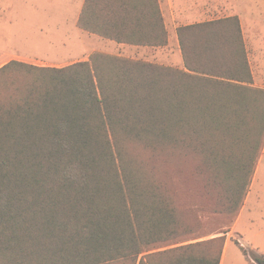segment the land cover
<instances>
[{"label":"trees","instance_id":"trees-1","mask_svg":"<svg viewBox=\"0 0 264 264\" xmlns=\"http://www.w3.org/2000/svg\"><path fill=\"white\" fill-rule=\"evenodd\" d=\"M149 3L86 0L79 26L165 44ZM178 35L185 69L101 51L0 67V264L221 263L231 224L202 233V217L234 224L244 205L264 148V89L239 16ZM184 194L203 201L187 207Z\"/></svg>","mask_w":264,"mask_h":264},{"label":"rangeland","instance_id":"rangeland-1","mask_svg":"<svg viewBox=\"0 0 264 264\" xmlns=\"http://www.w3.org/2000/svg\"><path fill=\"white\" fill-rule=\"evenodd\" d=\"M247 1L250 10L242 11L243 16L240 20L253 71L254 86L264 89V0ZM59 3H67V0H0V54L21 53L25 56L39 54L40 57L33 60L36 61L35 64L44 66H66L75 60L69 55L80 52L84 47L79 40L76 44L61 46L60 38L68 41L73 38V27L71 25L58 26L60 20L56 19V9ZM85 42L90 48L112 47L116 49L115 44L109 45L107 42L105 44L96 37H91ZM39 44L44 45V48L41 45L35 47ZM56 45H58L57 49ZM15 58H17L16 55L0 58V67ZM261 181L264 184V167ZM188 186L193 189L191 184ZM183 197L181 203L187 207L194 204V201H198L197 203L203 201L189 195L185 196V194ZM253 206H255L253 215L256 218L254 225L252 228L246 224L241 226L245 233L244 240L248 246L247 249L259 248L260 252H264V222L260 214L264 212V186L260 200L253 201ZM202 218L205 223L202 233L223 229L231 224L228 236L241 242L242 236L231 223L230 216L206 213ZM210 237L211 235L201 240ZM227 264H251L234 241H231L229 245Z\"/></svg>","mask_w":264,"mask_h":264},{"label":"crops","instance_id":"crops-1","mask_svg":"<svg viewBox=\"0 0 264 264\" xmlns=\"http://www.w3.org/2000/svg\"><path fill=\"white\" fill-rule=\"evenodd\" d=\"M85 1L86 0H67V3H62V4L59 3L56 9V19L60 20L58 22V26L71 25L73 27L72 28L73 38H71L69 41L65 38H60V41L62 43V44L60 43L61 46H65L66 44L67 45L76 44L77 40H79L84 47V49L82 48L80 52L69 55L71 58L75 59L71 63L80 60H86L93 52L101 51L109 54L129 57L133 59H140L160 65L185 69L186 68L185 61L178 35L179 27L189 24H195V23H201L205 21L225 18L229 16H235V15L239 16L240 18L243 16L242 11L250 10L249 9L250 6L247 5L248 2L247 0H158L164 25L168 34L167 43L157 44V45L131 44L127 42H118L81 28L79 26V19L85 5ZM142 1L146 2L147 5L150 4L149 3L150 0H142ZM148 7H150V5ZM91 37L92 38L96 37L99 40H102L104 43L107 42L109 45L115 44L116 49L112 47L90 48L89 45H86L85 41L89 40V38ZM40 45L41 44L35 45V47H39ZM41 46L44 48V45ZM57 48L58 45H56V49ZM247 54H248V50H247ZM7 55H16L17 58L15 59L23 60L34 64L36 63V61L33 59H36V57H40L39 54H34L32 56H25L21 53H17V54L12 53V54H0V58L6 57ZM250 67H251V63H250ZM263 167H264V148L261 153L260 159L258 161L256 171L252 183L250 185L249 192L245 199L244 205L234 223L235 229L242 236L241 242L246 248L248 246L245 243L244 240L245 233H244V229H242L241 226H244L246 224L252 228V226L254 225V220L256 218L253 215L255 212L254 210L255 206H253V201L255 200L258 201L261 198V190L264 186V184L261 181V178H263ZM260 214L262 215V221L264 222V212H261ZM231 241L234 240L231 238V236H228L220 264H227V260L229 256V245ZM255 249L259 250V248H255Z\"/></svg>","mask_w":264,"mask_h":264}]
</instances>
